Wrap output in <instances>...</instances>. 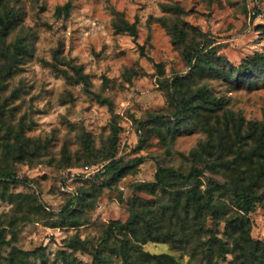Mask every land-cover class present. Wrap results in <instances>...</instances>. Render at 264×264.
Returning <instances> with one entry per match:
<instances>
[{
    "label": "rangeland",
    "instance_id": "1",
    "mask_svg": "<svg viewBox=\"0 0 264 264\" xmlns=\"http://www.w3.org/2000/svg\"><path fill=\"white\" fill-rule=\"evenodd\" d=\"M66 2L70 3L68 14L56 16V6ZM10 5L21 8L23 20L6 43L14 40L16 32L26 34L29 43L22 68L3 79L6 90L2 96L13 90L18 93L7 105L3 126H14L24 117V134L39 139L45 147L39 156L15 162L2 154L1 148L0 166L12 168L31 183L0 182V239L6 240L0 245V264H9L11 251H19L21 256L13 255L15 264H67L66 258L73 257L90 263L92 246L103 235L104 226L129 217L134 194L148 201L160 196L166 200L160 192L154 195L136 190L135 184L152 180L158 163L186 169L192 162L190 150L206 138L200 125L182 126L173 138L168 134L164 139L145 128V142L136 149L143 134L138 122L151 112L172 110L161 79L189 71L181 47L172 44L171 34L159 18L174 21L176 14L168 6H179L183 9L179 17L190 36L205 34L211 46L222 45L218 53L238 64L254 52H264V0H13ZM115 12L135 22L136 39L115 30ZM58 46L62 56L83 65L92 92H86L81 83L65 79L46 63L52 61V52ZM199 81L225 101L224 109L240 112L246 119H264L261 78L256 84L238 88L217 76L203 75ZM97 94L108 97L110 104L99 102ZM112 116L119 127L117 155L125 159L139 155L143 161L99 189L101 182L94 174L109 155ZM84 132L90 136L89 151L83 149ZM66 159L77 164L67 168ZM85 164L89 165L87 171ZM227 173L236 176L243 171ZM82 188L89 194H83L84 202L75 206L77 224L56 226L62 205ZM36 193L45 209L36 206ZM222 200L230 205L229 200ZM229 212H233L231 206ZM249 219L251 236L264 240V201ZM222 228L220 223L218 229ZM74 236L86 239L90 246L86 250L69 247L68 241ZM141 247L150 253H168L182 262L190 261L189 247L179 249L162 241H147ZM25 251L31 254H22ZM106 253L111 256L109 264H121L117 252L108 249ZM231 258L228 254L216 263L231 264Z\"/></svg>",
    "mask_w": 264,
    "mask_h": 264
},
{
    "label": "trees",
    "instance_id": "2",
    "mask_svg": "<svg viewBox=\"0 0 264 264\" xmlns=\"http://www.w3.org/2000/svg\"><path fill=\"white\" fill-rule=\"evenodd\" d=\"M11 1L0 0V151L2 148V154L15 162L39 156L45 144L24 134V117L14 126H3L10 99L18 96L15 90L2 96V91L6 90L3 79L22 68L29 43L26 34L17 32L14 40L6 43L8 35L23 20V11L20 7H12ZM168 7L176 14L175 20L169 22L166 17L159 20L170 32L172 44L181 47L189 71L161 79L172 110L169 113L151 112L138 122L143 134L136 149L145 142V128L164 139L168 134L173 138L182 126L200 125L206 138L190 150L192 162L186 169L158 163L152 180L135 184L139 191L154 195L160 192L165 201L161 200L162 196L156 201H148L134 194L130 200L129 217L123 222L109 221L104 226L103 235L92 246L91 262L73 257L71 260L66 258L67 264H109L108 249L119 254L121 264H217V260L228 254L232 256L231 264H264V240L251 236L249 219V214L264 201V119H246L240 112L224 109L225 101L222 102L208 85L199 81L203 75L217 76L233 88L256 84L259 78L264 82V52H254L233 64L218 53L222 45L211 46L205 34L190 36L186 23L179 17L182 8L177 5ZM69 8V2L57 5L54 14L66 15ZM112 24L117 32H127L136 39L138 29L135 22H129L120 12H115ZM61 50L59 46L54 49L52 61L46 63L65 79L81 83L86 92H92V83L83 65L76 63L74 58L62 56ZM157 69L161 74L159 64ZM96 97L99 102L110 104L108 97L99 94ZM113 119L112 116L109 155L94 174L101 182L99 189L143 161L139 155L128 159L117 155L119 127ZM82 141L83 149L91 150L89 133L84 132ZM75 164L77 161L65 160L67 168ZM238 169L243 173L236 176L227 173ZM204 180L206 183L202 187ZM20 181L31 183V179L18 176L12 168L0 166L2 184ZM83 194L89 193L82 188L67 199L57 213L59 221L56 226L77 224L75 206L84 202ZM34 199L36 206L45 209L46 205L37 193ZM222 199L229 200L230 205ZM230 206L232 213L229 212ZM220 223L223 224L221 230L218 229ZM147 241L169 242L179 249L189 247L190 261L185 263L168 253L143 250L141 244ZM5 242L4 238L0 239V245ZM68 246L86 250L90 245L86 239L74 236ZM22 254H31V251ZM13 255L21 257L19 251H11L7 257L9 264H15Z\"/></svg>",
    "mask_w": 264,
    "mask_h": 264
},
{
    "label": "built area",
    "instance_id": "3",
    "mask_svg": "<svg viewBox=\"0 0 264 264\" xmlns=\"http://www.w3.org/2000/svg\"><path fill=\"white\" fill-rule=\"evenodd\" d=\"M89 167L87 165L84 166V170L87 171Z\"/></svg>",
    "mask_w": 264,
    "mask_h": 264
}]
</instances>
